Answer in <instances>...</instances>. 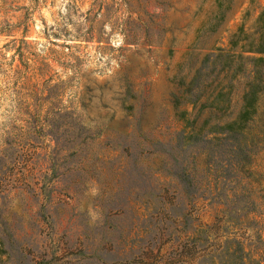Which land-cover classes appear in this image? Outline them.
Listing matches in <instances>:
<instances>
[{"label": "rangeland", "instance_id": "rangeland-1", "mask_svg": "<svg viewBox=\"0 0 264 264\" xmlns=\"http://www.w3.org/2000/svg\"><path fill=\"white\" fill-rule=\"evenodd\" d=\"M264 0H0V264H264Z\"/></svg>", "mask_w": 264, "mask_h": 264}, {"label": "trees", "instance_id": "trees-1", "mask_svg": "<svg viewBox=\"0 0 264 264\" xmlns=\"http://www.w3.org/2000/svg\"><path fill=\"white\" fill-rule=\"evenodd\" d=\"M256 26H260L264 24V9L261 11L260 15L257 18ZM257 53H264V38L259 41V43H256V45H253L250 50Z\"/></svg>", "mask_w": 264, "mask_h": 264}]
</instances>
